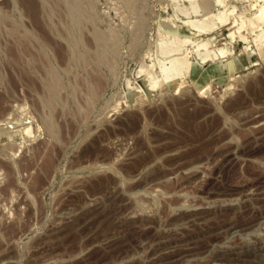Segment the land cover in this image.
<instances>
[{
  "label": "rangeland",
  "instance_id": "1",
  "mask_svg": "<svg viewBox=\"0 0 264 264\" xmlns=\"http://www.w3.org/2000/svg\"><path fill=\"white\" fill-rule=\"evenodd\" d=\"M205 1L0 0V264H264V49L180 8L257 10Z\"/></svg>",
  "mask_w": 264,
  "mask_h": 264
},
{
  "label": "bare ground",
  "instance_id": "2",
  "mask_svg": "<svg viewBox=\"0 0 264 264\" xmlns=\"http://www.w3.org/2000/svg\"><path fill=\"white\" fill-rule=\"evenodd\" d=\"M251 1H252L251 2L252 8H256L257 11H255L253 16L250 15L251 17L249 16V18H247V19L244 17L243 13L234 14V15H232L233 17L232 16L230 17L229 15H226V14H218V13H214V12H209L208 14L204 15L203 17L198 18L196 13L200 11L201 7H204V8L206 7L207 1H205V0H202L201 3H197V4L194 3V4L190 5V6H192L193 10H195L196 7L199 8V9H197L198 10L197 12L194 11L195 15H192L189 12V4H187V3L181 5V8L179 6V8L181 9L182 12H184V13L189 15V18H188L187 22H188V24L191 26V28L194 31V35L192 36V38H194V39L196 37L200 36L201 34L205 33V32L209 31V33H212L214 30H216V29H218V28H220L222 26H226V25H227V29H228L227 36H229V38H230V40H228L229 42H232V40H234L235 38L247 39L248 36L246 34H247V31L249 32V30L246 31V34H244V32L250 26L252 31L257 30V32L253 36V41L256 43V45L260 49H264V0H251ZM216 4L217 5H219V4L227 5L228 3L227 2L225 3L224 0H216ZM77 10H79V9H77ZM85 10H87V9H85ZM84 12L86 13V11H84ZM98 35L99 34H97L96 36H98ZM98 37H97V39H98ZM99 38H102V36H100ZM208 38H209V42L211 44L214 43V41H215V36L214 35H209ZM103 42H105V41H103ZM215 44L216 45H220V44H217V43H215ZM226 44H227V41H224V43L222 45H225V46L218 47V48H211V46H208L207 43H205L204 41H196L194 48L190 49V48L186 47L187 49H183L178 54L171 53L170 55H168L166 57H163L165 59L169 58L170 61H171V68H170L171 70L169 71V74L168 75L165 74V76L169 79V78L177 75L178 73L182 72L184 66L186 64L190 63L189 61L187 63V60H186L187 57H189V56L194 57V61H195V62L193 61L194 62V64H193L194 67H199L200 64L203 63V62H206V61H209V60H215V59L217 60V58L226 56L227 54L230 53V50L228 48L229 46H227ZM245 44H248V42L245 43ZM170 47H171V51L173 52V47L172 46H170ZM245 50H246L245 53H246L247 56L251 55V52H253L252 48L249 47L248 45H245ZM176 66H178V67H176ZM152 68H153V65H150V69H148V71L151 70ZM177 69L179 70V72L177 71ZM54 77L51 78L52 79L51 81H52V87L53 88L56 87L57 84H58L57 83V79H55L56 77L55 78ZM145 80H146L145 84H146V86L149 89H153L154 87H156L160 83L159 77L154 75L151 71L147 73V75L145 77ZM164 80H167V79L164 78L163 81ZM140 88H137V89H140ZM48 89H49V87H48ZM22 131L24 132L23 134H25L27 136L28 135L29 136L32 135L31 128H23Z\"/></svg>",
  "mask_w": 264,
  "mask_h": 264
}]
</instances>
